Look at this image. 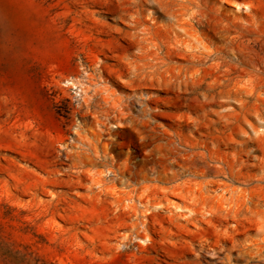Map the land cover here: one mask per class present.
<instances>
[{
	"label": "rangeland",
	"instance_id": "rangeland-1",
	"mask_svg": "<svg viewBox=\"0 0 264 264\" xmlns=\"http://www.w3.org/2000/svg\"><path fill=\"white\" fill-rule=\"evenodd\" d=\"M0 264H264V0H0Z\"/></svg>",
	"mask_w": 264,
	"mask_h": 264
}]
</instances>
